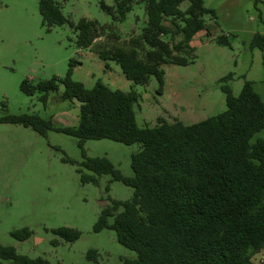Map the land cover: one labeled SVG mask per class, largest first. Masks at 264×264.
Here are the masks:
<instances>
[{
    "label": "trees",
    "instance_id": "obj_1",
    "mask_svg": "<svg viewBox=\"0 0 264 264\" xmlns=\"http://www.w3.org/2000/svg\"><path fill=\"white\" fill-rule=\"evenodd\" d=\"M98 1L100 9L112 17V24L83 18L74 25L57 2L38 0L42 25L50 30L70 24L78 49L91 51L104 62L117 63L135 85L146 84L154 76L160 94L165 87L163 66L192 63L191 41L208 32L204 17L214 15L203 0ZM186 1L189 6L183 10L181 5ZM260 2L264 0H254L255 5ZM141 3L145 4L146 25L140 34L120 45L116 25L125 22L134 6ZM177 36L181 39L174 42ZM97 39L104 42L97 43ZM217 42L229 45L225 37ZM252 47L264 50V36L256 35ZM74 67L71 63L63 79L53 77L37 85L24 80L21 90L29 96L41 92L40 99L46 103L61 83V99L79 103L76 126L58 127L27 114L9 115L1 121L32 128L42 136L55 131L75 138L83 160H63L78 166L82 184L98 185L101 176L110 175L111 181L133 189L132 198L112 200L102 209L94 231L113 230L118 243L136 253L135 259H125L124 264H253V255L264 251V135L254 139L264 132V102L252 83L244 81L238 96L228 85L223 86L227 110L217 116L194 124L158 117L155 126L141 127L136 120L137 91L113 90L101 79L88 88L72 79ZM102 139L141 145L131 156V177L123 175L106 157L86 155L85 142ZM52 232L68 243L81 236L80 231L67 227ZM11 235L24 242L32 232L26 227ZM52 243L60 242L55 239ZM97 257L96 250L87 252L92 264H98ZM0 264L47 261L21 255L14 246L0 243Z\"/></svg>",
    "mask_w": 264,
    "mask_h": 264
},
{
    "label": "rangeland",
    "instance_id": "obj_2",
    "mask_svg": "<svg viewBox=\"0 0 264 264\" xmlns=\"http://www.w3.org/2000/svg\"><path fill=\"white\" fill-rule=\"evenodd\" d=\"M63 15L74 25L85 18L100 24H112V17L99 7L98 0H54ZM214 15L204 17L208 32L197 34L191 41L195 58L187 66L165 64V87L158 92L154 76L146 84L135 85L113 61H102L91 51L75 45L76 32L70 24L48 30L42 25L38 0H0V243L14 246L21 255L43 258L47 264H92L87 252H98V264H124L136 253L116 239L110 229L94 231L103 208L112 200L125 201L133 189L103 175L99 184H82L76 164L82 152L73 137L48 131L42 136L22 125L4 123L11 115H38L58 127L78 124L79 103L63 101L64 86L50 93L45 103L41 92L29 96L22 92L24 80L37 85L56 77L63 79L72 63V79L92 88L101 79L111 89L140 95L136 106L139 126H152L158 117L167 120L193 116L194 122L217 116L227 110L223 86L228 85L238 96L244 81H250L264 102V50L252 47L256 35L264 36V2L254 0H203ZM186 1L181 5L185 10ZM147 15L145 4H137L125 22L116 25L120 45L141 33ZM225 37L228 46L217 39ZM181 39L175 37L174 42ZM97 43L104 39H97ZM173 42V43H174ZM108 41V44H112ZM106 65L108 67H106ZM232 75L230 79L221 81ZM264 132L256 137L263 136ZM141 148L139 143L125 145L108 139L87 140L88 157H106L123 175L131 177V156ZM90 174L89 171L83 170ZM29 228L31 237L19 242L12 231ZM67 227L81 232L80 238L68 243L53 234ZM60 243L54 245L53 240Z\"/></svg>",
    "mask_w": 264,
    "mask_h": 264
},
{
    "label": "crops",
    "instance_id": "obj_3",
    "mask_svg": "<svg viewBox=\"0 0 264 264\" xmlns=\"http://www.w3.org/2000/svg\"><path fill=\"white\" fill-rule=\"evenodd\" d=\"M93 53V52H91ZM95 54V53H93ZM96 55V54H95ZM165 118V117H163ZM166 119V118H165ZM175 119H179L181 120L182 122H184L185 124H194V123H197V122H194L193 121V116H181L179 118H177L176 116L174 117V119H170L168 120L169 122H172L174 121ZM167 120V119H166ZM156 123H157V120H156ZM156 125V124H155ZM155 125H152L151 127L155 126ZM252 263L253 264H264V251H260V252H257L256 254L253 255L252 257Z\"/></svg>",
    "mask_w": 264,
    "mask_h": 264
}]
</instances>
